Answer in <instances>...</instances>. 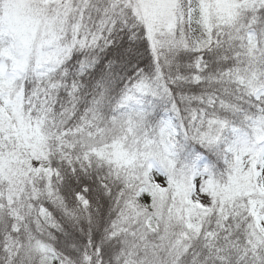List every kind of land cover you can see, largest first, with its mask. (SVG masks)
Returning a JSON list of instances; mask_svg holds the SVG:
<instances>
[{"label":"snow or ice","instance_id":"6c2138e0","mask_svg":"<svg viewBox=\"0 0 264 264\" xmlns=\"http://www.w3.org/2000/svg\"><path fill=\"white\" fill-rule=\"evenodd\" d=\"M0 264H264V0H0Z\"/></svg>","mask_w":264,"mask_h":264}]
</instances>
